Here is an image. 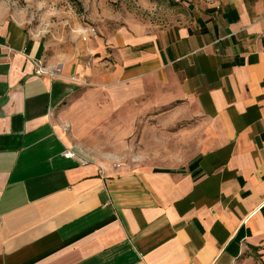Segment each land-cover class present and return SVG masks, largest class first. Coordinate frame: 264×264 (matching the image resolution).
Masks as SVG:
<instances>
[{"label":"crops","instance_id":"crops-1","mask_svg":"<svg viewBox=\"0 0 264 264\" xmlns=\"http://www.w3.org/2000/svg\"><path fill=\"white\" fill-rule=\"evenodd\" d=\"M153 27L95 42L116 61L101 119L155 121L102 149L93 125L70 138L56 118L80 65H47V43L0 13V264H264V0L186 4Z\"/></svg>","mask_w":264,"mask_h":264},{"label":"rangeland","instance_id":"rangeland-1","mask_svg":"<svg viewBox=\"0 0 264 264\" xmlns=\"http://www.w3.org/2000/svg\"><path fill=\"white\" fill-rule=\"evenodd\" d=\"M207 1L0 0V13L15 17L33 36L42 38L47 43V65H66L68 74H73L74 66L80 65L81 91L66 100L57 110L56 118L61 119L63 129L70 138L73 137L74 122L84 120L93 125L90 134H95L96 140L92 138L88 144L98 143L103 149L106 144L105 134L120 131L122 125L128 126L134 133L142 134L143 129L155 121L152 113L139 115L135 106L122 109L124 123L121 112L113 115L111 125L101 119L107 108L109 95L105 93L106 85L100 82L99 76L107 71H114L116 61L114 57H108L104 53H94L95 42L100 39L102 43H106L111 36L121 35L131 27H139L141 30L144 27L145 32L152 33L153 26L168 21V13L183 14L186 4L201 5ZM83 30H95L96 35H89L85 40L81 33ZM108 52L111 53V49ZM95 78L97 83L94 82ZM117 88L120 92L119 86ZM77 149L91 155L88 147L78 146Z\"/></svg>","mask_w":264,"mask_h":264},{"label":"built area","instance_id":"built-area-1","mask_svg":"<svg viewBox=\"0 0 264 264\" xmlns=\"http://www.w3.org/2000/svg\"><path fill=\"white\" fill-rule=\"evenodd\" d=\"M82 35L84 36V39L87 40L89 35H96V31L95 30H83ZM34 65L36 67V74L39 76H43V75H50L52 77H54L55 75L52 74L49 69H47V67L44 65V63H42L41 61H36L34 60ZM64 156L68 159H74L76 161H78L80 164H88L89 161L88 159L82 157L77 151L75 150H68L67 152H65ZM119 166V165H118Z\"/></svg>","mask_w":264,"mask_h":264},{"label":"trees","instance_id":"trees-1","mask_svg":"<svg viewBox=\"0 0 264 264\" xmlns=\"http://www.w3.org/2000/svg\"><path fill=\"white\" fill-rule=\"evenodd\" d=\"M241 234H243V230H241V232H240V235L239 236H241ZM238 236V240H241V238Z\"/></svg>","mask_w":264,"mask_h":264}]
</instances>
